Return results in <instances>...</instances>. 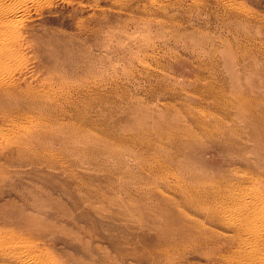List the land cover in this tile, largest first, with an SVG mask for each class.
Returning a JSON list of instances; mask_svg holds the SVG:
<instances>
[{"label": "rangeland", "instance_id": "rangeland-1", "mask_svg": "<svg viewBox=\"0 0 264 264\" xmlns=\"http://www.w3.org/2000/svg\"><path fill=\"white\" fill-rule=\"evenodd\" d=\"M0 5V264H264V0ZM190 172L232 202L161 194Z\"/></svg>", "mask_w": 264, "mask_h": 264}, {"label": "bare ground", "instance_id": "bare-ground-1", "mask_svg": "<svg viewBox=\"0 0 264 264\" xmlns=\"http://www.w3.org/2000/svg\"><path fill=\"white\" fill-rule=\"evenodd\" d=\"M23 15V14H22ZM15 17H17V16H15ZM20 17V16H19ZM16 19H18V17L16 18ZM15 20L14 19H9V18H7V15H6V13H5V11L2 9V7H1V5H0V61H3L2 60V58L4 59V56L5 55H7V54H9L10 55V53H11V51L13 50V48H12V46H13V44L12 43H14L13 41H12V43H11V45L12 46H10L11 48V51H9L8 50V46H9V44L8 43H10V41H7V42H5V39H6V37L8 36L9 37V35H11V37H12V34L11 33H13L12 31L15 29V27H17V24H16V26L14 25V22ZM14 26V27H13ZM17 29V28H16ZM15 29V30H16ZM20 29V28H19ZM11 32V33H10ZM16 32H18V30L16 31ZM9 33V35H7ZM16 34H19V33H16ZM16 34H14L13 33V35L14 36H16L15 38H17V35ZM10 37V38H11ZM9 39V38H8ZM12 40L14 39V38H11ZM15 40V39H14ZM17 42V40L15 41V43ZM18 43L19 42H17V45H18ZM17 47V46H16ZM15 48V47H14ZM8 50V51H7ZM7 51V52H6ZM14 51H16V49H14L13 50V53H14ZM10 52V53H9ZM12 54V53H11ZM15 54H17V53H15ZM29 54V53H28ZM8 55V56H9ZM14 56V55H13ZM10 57H12V56H10ZM24 57V56H23ZM7 58V57H6ZM19 58V57H18ZM5 60V59H4ZM18 60H20V59H18ZM32 60V59H31ZM1 63V62H0ZM2 63H5V62H2ZM20 63V62H19ZM3 65V64H2ZM6 65H8V64H6ZM0 66H1V64H0ZM11 66V65H10ZM16 66V65H15ZM2 67V66H1ZM1 67H0V70H2L1 69ZM7 67V66H6ZM2 68H4V67H2ZM5 70V69H4ZM6 71V70H5ZM2 73H3V70H2ZM4 75H6V74H4ZM4 75H2V76H4ZM0 76H1V74H0ZM2 76L0 77V85L2 86V88L4 87V89H7V87L9 86V85H7V84H10V82H8L6 79H4V77L2 78ZM7 78H9V75L8 76H6ZM200 77V76H199ZM11 79V78H10ZM200 79H201V77H200ZM197 80H199V78L197 79ZM10 81V80H9ZM12 81V80H11ZM200 83V82H199ZM4 84V85H3ZM207 84V83H206ZM205 84V85H206ZM196 85V84H195ZM200 85V84H199ZM204 85V86H205ZM213 85V84H212ZM212 85H210V86H212ZM201 86V85H200ZM164 87V86H163ZM162 87V88H163ZM203 87V86H202ZM201 87V88H202ZM207 88L209 87L208 86V84H207V86H206ZM216 87H218V86H216ZM215 87V88H216ZM167 88V87H166ZM206 88V89H207ZM221 88H223V87H221ZM194 89V88H193ZM198 89V88H197ZM217 89V88H216ZM218 89H220L219 87H218ZM165 90H167V89H165ZM212 91V87H210V89H208V91ZM214 90V89H213ZM202 91H204L203 89H202ZM219 91V90H218ZM221 91V90H220ZM199 92H201V91H199ZM213 92V91H212ZM215 92V91H214ZM195 93V92H194ZM197 93V92H196ZM204 93V92H203ZM202 93V94H203ZM206 93V92H205ZM210 93V92H209ZM225 93V92H224ZM3 94H7V93H3ZM3 94H1V95H3ZM198 94V93H197ZM211 94H213V93H211ZM215 94V93H214ZM200 95H201V93H200ZM226 95V94H225ZM228 95V94H227ZM226 95V96H227ZM204 96V95H203ZM205 96H207L206 94H205ZM205 96H204V98H205ZM209 96V95H208ZM211 96V95H210ZM225 96V97H226ZM221 97V96H220ZM230 97V96H229ZM2 98V97H1ZM201 98H202V95H201ZM214 98V97H213ZM212 98V99H213ZM216 98V97H215ZM222 98V97H221ZM232 98V97H231ZM218 99V98H217ZM226 99V98H225ZM225 99H223V100H225ZM203 100V99H202ZM201 100V101H202ZM220 100H222V99H220ZM184 101V100H183ZM204 101V100H203ZM217 101V100H216ZM215 101V102H216ZM227 102H228V100H226ZM218 102L219 101H217L216 103H217V105H218ZM185 103V102H184ZM202 104V103H201ZM200 104V105H201ZM220 104V103H219ZM222 104H223V102H222ZM228 104H229V102H228ZM225 105V104H224ZM227 105V104H226ZM195 106V105H194ZM219 106V105H218ZM217 106V107H218ZM228 106V105H227ZM227 106H225V107H227ZM183 107H185V106H183ZM199 107V106H198ZM216 107V108H217ZM224 107V108H225ZM203 108V107H202ZM228 108V107H227ZM184 109V108H183ZM200 109H201V107H200ZM203 109H207V108H203ZM186 110V109H185ZM210 110V109H209ZM215 109H213V111H214ZM219 110H220V108H219ZM190 111V110H189ZM205 111H207V110H205ZM212 111V110H211ZM212 111V112H213ZM216 111V110H215ZM227 111V110H226ZM230 111V110H229ZM185 112V111H184ZM191 112H192V110L190 111V114H191ZM195 112V111H194ZM194 112H193V114H194ZM209 113H210V111H208ZM211 112V113H212ZM231 112V111H230ZM5 113H7L5 110L2 112V114L1 115H4L3 117H5L6 115H8V114H5ZM201 113H202V111H201ZM208 113V114H209ZM216 112H214L213 114H215ZM219 113H221V112H219ZM30 114V113H29ZM196 114V113H195ZM205 114V112H203V115ZM0 115V116H1ZM31 115H32V113H31ZM218 115V114H217ZM228 115V114H227ZM205 116V115H204ZM200 117V116H199ZM221 117H223V115L221 116ZM226 117V116H225ZM231 117V116H230ZM229 117V118H230ZM232 119H233V117H232ZM235 119V118H234ZM2 120V119H1ZM31 121V120H30ZM34 121L36 122V120L34 119ZM237 121V120H236ZM9 123V122H8ZM23 123V122H22ZM192 123L194 124V126H196L197 128H199L200 130H202V132H204V133H208V135H209V133H212L213 131H214V129L216 130V127L215 128H213V125L212 124H209L208 122H206L205 120H203V119H201V117L200 118H198L197 116L196 117H194V116H192ZM26 124V123H25ZM31 124V123H30ZM30 124L28 125V127L30 126ZM218 123H216V125H217ZM33 125V124H32ZM156 125H157V127L158 128H162V127H164V128H166V126H168V127H170V128H174V127H178V124H174V123H172V124H167V123H164V122H161V123H159V122H157L156 123ZM220 125V124H219ZM219 125H217V126H219ZM222 125V124H221ZM24 126V125H23ZM23 126H22V128H23ZM180 126V125H179ZM1 127V126H0ZM11 127V126H10ZM15 127V126H14ZM26 127V126H25ZM25 127L23 128V129H25ZM27 127V128H28ZM220 127V126H219ZM19 128V127H18ZM14 129V128H13ZM16 129V128H15ZM167 129V128H166ZM198 129V130H199ZM19 130V129H18ZM170 131L171 129H167V130H165V132H167V131ZM26 132H27V130H25ZM188 133H192V132H190V131H188V130H186ZM21 132V131H20ZM19 132V133H20ZM171 132V131H170ZM215 132V131H214ZM213 132V133H214ZM7 133V132H6ZM224 133V132H223ZM1 134H3V133H1ZM8 134V133H7ZM175 134V133H174ZM5 135V134H4ZM182 135V134H181ZM202 135H204L203 133H202ZM6 136V135H5ZM8 136V135H7ZM205 136H207V135H205ZM16 137V136H15ZM148 137V136H147ZM204 137V136H203ZM208 138H210L211 137V135H210V137L209 136H207ZM212 138V137H211ZM6 139V138H5ZM14 139V138H13ZM150 139V138H149ZM231 139V138H230ZM41 140V139H40ZM154 140V139H153ZM209 140V139H208ZM212 140V139H211ZM6 141H7V139H6ZM139 141V140H138ZM137 141V142H138ZM144 142V141H143ZM162 142V141H161ZM7 143V142H6ZM10 143H13V142H10ZM14 143H15V141H14ZM39 144H41V147L43 148V149H45V147H46V144H45V141L43 142L42 140L40 141V142H38ZM5 144V143H4ZM6 145V144H5ZM139 146V145H138ZM246 151V150H245ZM143 152V151H142ZM161 157H163L162 155H161ZM151 158V157H150ZM160 159V158H159ZM162 160V159H161ZM160 161V160H159ZM149 164V163H148ZM167 164H169V163H167ZM170 165V164H169ZM6 167V166H5ZM147 167H149V166H147ZM157 167V166H156ZM166 167H168L167 165H165V168ZM158 168V167H157ZM156 169V168H155ZM160 169V168H159ZM154 170V169H153ZM167 170V169H166ZM150 171V170H149ZM157 171V170H156ZM172 171V170H171ZM160 172V171H159ZM190 174H191V172H190ZM177 175V176H176ZM176 175H172V177H173V181H170V180H168V177H165L164 175L162 176V180H164L163 181V184L166 186V189H167V191L168 192H170L168 195L167 194H164V193H161V194H163V195H165V196H169V198L172 196V195H175V196H181L183 199H184V201L186 200V203L187 204H192V202L193 201H196L201 207H203V208H206V206L208 205V203L209 202H206L207 200L208 201H211V203H210V208L212 207V208H219L218 206H220L221 207V205L223 204V203H226V204H229V203H227V202H229L228 200H230L231 202H232V196L230 195V193H236L235 192V190L233 191V190H231V188L232 187H229L230 185H228V187L227 188H225V190H223V195H222V198L219 200V198H220V196H221V189L217 186V184H219L220 185V182H222L221 181V179H208L209 177H208V175L207 174H199V173H192L191 174V176H190V181L189 182H184V181H182V178H180V177H178V173H176ZM254 175V174H253ZM225 182V181H224ZM247 182V181H246ZM233 184H234V182H232ZM250 184V183H249ZM160 185V184H159ZM240 185V184H239ZM222 186V185H221ZM227 186V185H226ZM233 186V185H232ZM235 186V185H234ZM240 187V186H239ZM234 188V187H233ZM236 188V187H235ZM241 188V187H240ZM244 188V187H243ZM246 189V188H245ZM250 189V188H249ZM242 192H243V190H241ZM248 191V190H247ZM167 192V193H168ZM237 194H238V191H237ZM235 195V194H234ZM233 195V196H234ZM240 195V194H239ZM242 195V197L245 195L244 193L243 194H241ZM240 195V196H241ZM188 197V198H187ZM190 197V198H189ZM242 197L240 198V199H242ZM239 198V197H238ZM244 198V197H243ZM235 199V198H234ZM219 200V201H218ZM237 199H235V201H236ZM218 202H220L221 204L219 205L218 204ZM216 203V204H215ZM209 206H208V208H209ZM225 208H226V206H224ZM229 209L230 208H228L227 207V210L229 211ZM224 210V209H223ZM227 211V212H228ZM225 212V211H224ZM223 212V213H224ZM228 215H229V213H228ZM232 221H233V219H232ZM228 222V221H227ZM226 223V222H225ZM234 223V222H233ZM8 245V244H7Z\"/></svg>", "mask_w": 264, "mask_h": 264}]
</instances>
